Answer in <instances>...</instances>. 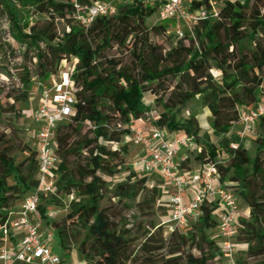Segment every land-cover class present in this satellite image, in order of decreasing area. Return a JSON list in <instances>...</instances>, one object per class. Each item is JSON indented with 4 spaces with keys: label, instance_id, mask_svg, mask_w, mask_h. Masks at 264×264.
Segmentation results:
<instances>
[{
    "label": "trees",
    "instance_id": "16d2710c",
    "mask_svg": "<svg viewBox=\"0 0 264 264\" xmlns=\"http://www.w3.org/2000/svg\"><path fill=\"white\" fill-rule=\"evenodd\" d=\"M97 1L103 0H80L78 7ZM209 1L193 0L190 9ZM213 1L219 5L216 19L200 22L193 37L186 34L164 49L152 36H170L167 21L148 26L158 7L144 0L118 4L114 15L97 17L88 27L75 21L70 0H0L12 39L35 62L33 73L23 69L20 89L7 99L27 103L33 77L48 84L62 62L73 68L75 104L55 130L54 192L41 197L38 211L63 253L79 241L82 264H216L222 258L213 237V202L204 201L201 215L184 231L168 232L166 239L161 223H139L135 233L126 228L121 209L129 210L137 199L138 211L150 212L147 216L166 205L160 183L150 187L149 176L123 168L128 150L121 141L131 133L130 122L139 120L192 138L196 150L185 152L178 170L216 166L219 183L233 189L248 212L234 230V243L245 247L244 264H264V117L256 124L254 153L230 133L241 108L255 106L264 89V0ZM9 3L44 18L17 21ZM144 95L152 97L151 108L143 104ZM195 99L210 114V134L202 132L194 113L184 115ZM153 107L160 112L152 117ZM13 113L0 103V229L37 184V149L16 134ZM122 171L128 172L122 181H106ZM52 208L63 214L47 218ZM141 230L144 239L135 245Z\"/></svg>",
    "mask_w": 264,
    "mask_h": 264
},
{
    "label": "built area",
    "instance_id": "2783aa9c",
    "mask_svg": "<svg viewBox=\"0 0 264 264\" xmlns=\"http://www.w3.org/2000/svg\"><path fill=\"white\" fill-rule=\"evenodd\" d=\"M70 1L76 9L75 21L88 27L97 17L114 15L118 4L135 0L97 1L81 10L78 7L80 0ZM218 11L219 5L213 0H210L207 6L193 10L186 5V0H163L157 11V20L172 22L173 28L168 32L176 39H183L186 34L193 37L194 28L200 22L216 19ZM262 13L264 14V8ZM65 65L66 62H62L58 73L49 77L48 84L37 82L40 101L35 111L31 112V120L36 126L37 184L29 196L12 210L8 221L0 229L3 238H6L11 230L23 232L15 251L5 245L0 247V264H70L53 253L52 230L48 228L49 230L40 232L41 221L31 220V217L38 213L41 197L54 192L55 173L59 164L54 153L55 130L60 123L69 119L75 104L73 68H65ZM262 117L264 89L260 93V101L255 106L241 108L238 120L230 133L242 142L255 133L256 124ZM129 128L132 133L131 143L144 152V155L133 163V168L141 171L143 175L156 176L160 179L162 201L169 210L168 218L161 225L166 226L168 232L175 229L184 231L189 221L196 220L201 215L200 207L204 201L216 203L214 217L217 227L213 237L217 239L222 258L228 261L227 264H236L235 255L240 245L234 243V230L243 213L234 190L219 183L216 166L205 165L181 173L178 170V162L182 157L178 158V155L184 151L196 150L192 138L178 132L169 133L150 124L145 129H132L131 126ZM230 147L235 149L236 145L232 144ZM186 190L192 193V197L189 203L184 204ZM71 199L72 197L69 198ZM14 211L17 215L16 220L9 225ZM45 216L49 219L55 218L56 212L48 210Z\"/></svg>",
    "mask_w": 264,
    "mask_h": 264
},
{
    "label": "rangeland",
    "instance_id": "374dc122",
    "mask_svg": "<svg viewBox=\"0 0 264 264\" xmlns=\"http://www.w3.org/2000/svg\"><path fill=\"white\" fill-rule=\"evenodd\" d=\"M145 3L149 6H159L161 5L160 0H144ZM9 8L12 9V11L15 13L17 17V21L20 22H29L33 23L34 21L41 20L44 18L43 15H30V13L26 11H22L21 9L14 7L12 4H8ZM157 13V11H156ZM157 20V16L154 14L151 18L148 19L147 24L148 26H152L154 24H159ZM164 25L167 27V30L171 31L173 28L172 22H166ZM62 25H59V29L61 30ZM177 39L175 36L170 32V36L168 35H157L152 36V41L158 45H161L164 49H168ZM115 52L112 51L111 54H114ZM30 57H32V54L26 55L24 53V48L20 44L16 43L11 36V30H9V25L6 16L4 15V12L1 7L0 2V103L4 107L7 105H10L14 111L13 113V123L16 134L19 136V138L25 142L27 145H29L31 148H36V139H35V125L33 124L31 120V112H34L37 108V102L40 100V94L39 89L37 88V81L33 77L32 78V84L30 86L29 94L30 99L27 103H18L13 104L12 100L10 98L7 99L9 95H15L17 89H20V84L18 82L19 76L22 75L24 68H29L31 73L34 72L33 65L34 61L30 62ZM65 68H71L69 63H66ZM152 99L150 95H145L142 98V102L145 106H149L151 108V105L149 103V100ZM153 116L156 112H160L159 108H154ZM187 113H194L197 116V119L199 121L200 127L202 129V132H209V121H210V114L206 107L203 105V103L199 99H195L192 101L189 106L187 107L186 112L184 113L185 116H187ZM5 125L1 126V129L4 128ZM258 128H255V133L253 135L248 136L245 140L242 141V145L244 148H246L250 153H254V141L257 139L258 135ZM212 141L216 142V139L212 137ZM121 144L127 145V155L124 158V166L123 168H127L128 171L135 172L138 177H142L143 173L139 171L136 168H133V163L136 162L139 157L141 156V148L134 146L131 143L130 139H122ZM110 148L114 149L118 146L112 145L109 146ZM184 153H181V157H184ZM25 156H19V159L21 160ZM180 157V154L178 155V158ZM141 158V157H140ZM225 157H223L221 160L224 161ZM222 161V163H223ZM179 163V162H178ZM58 169V166H57ZM194 170V168H193ZM127 171H122L121 173H116L110 178H106V181L109 182L110 185H114L124 179V177L127 175ZM160 179L156 176H150L149 177V183L150 185H154L155 183L159 184ZM228 185V184H227ZM139 200L137 199L135 202H132L130 205L132 206L129 210H123L121 209V214H123V217H126V220L129 224H127L126 228L132 229V232H134V229H138L139 223L141 225H147L148 223H153L155 225H158L165 221L168 218L169 210L166 207V205H163V207H156L154 210V214H150V216H147L148 213L145 211L144 214H141L138 211L139 206ZM165 200V199H163ZM66 201V200H65ZM105 205H107V201L104 202ZM239 208L241 212H243L244 206L239 203ZM63 213H59L55 218H58ZM136 221V225L132 227L131 225ZM190 222V221H189ZM140 229V227H139ZM153 231V230H152ZM144 230H141L139 233H136V240L135 245L139 244L143 241ZM163 232V239H166L167 237V228L166 226L162 229ZM52 250L53 253L56 255L61 256L64 260L67 262L69 261V258H72V264H78L82 263L81 259V252L79 251V241L74 243L71 247V249L67 253H63L61 249L59 248L57 242L53 240L52 242ZM236 264H244L245 256L243 252H238L237 255H235ZM216 264H224L223 258L217 259Z\"/></svg>",
    "mask_w": 264,
    "mask_h": 264
},
{
    "label": "crops",
    "instance_id": "0c3cea01",
    "mask_svg": "<svg viewBox=\"0 0 264 264\" xmlns=\"http://www.w3.org/2000/svg\"><path fill=\"white\" fill-rule=\"evenodd\" d=\"M160 1H161V4H162L163 0H160ZM192 1L193 0H186V5H189L190 6V3ZM196 1H199V0H196ZM159 6H158V8H159ZM158 8H157V11H158ZM155 15L157 16V13H155ZM39 101L37 102V104H39ZM149 103H150V105H152V99L149 100ZM153 113H154V111H151L150 112V115L152 117H153ZM148 125H149L148 121H141V120H139V121H133V122H131L129 126H131L132 129H145ZM35 130H36V126H35ZM131 134L132 133H130V135H127V136L123 137L122 139H130L131 138ZM140 154H141L140 157H142L144 155V152L142 151V149H141V153ZM180 157H181V155H180ZM191 197H192V193L189 190H186L185 195L183 197L184 204L189 203V201L191 200ZM49 210L55 211L56 212V216L59 213H61V212L64 211L61 208H52V209H49ZM242 213H243V217H246L248 215L247 209L245 207L243 208V212ZM16 217H17L16 211H14L12 213V215H11L9 225H11L13 222H15ZM31 220H33L35 222L37 220H40L41 221L40 227H39V231L40 232H45V231L49 230L48 227L45 224V221L42 220V215L39 213V211H38V213L36 215H34V216L31 217ZM22 235H23V232L22 231H19V230L18 231L17 230H11V231H9L8 236L6 238H3L2 237V240H0V247L3 246V245H5L10 250L15 251L16 250V247L18 246V243H19L20 239L22 238ZM244 251H245V247L244 246H239V251L238 252H244ZM223 260H224V264H227L228 261L226 259H224V258H223ZM72 261H73L72 258H69V261L68 262L70 264H72ZM14 264H22V263H14ZM78 264H82V263H78Z\"/></svg>",
    "mask_w": 264,
    "mask_h": 264
}]
</instances>
